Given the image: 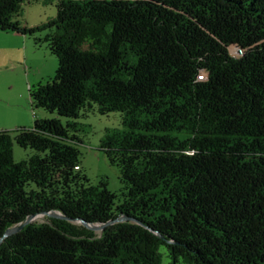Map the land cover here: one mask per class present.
<instances>
[{
  "label": "trees",
  "instance_id": "trees-1",
  "mask_svg": "<svg viewBox=\"0 0 264 264\" xmlns=\"http://www.w3.org/2000/svg\"><path fill=\"white\" fill-rule=\"evenodd\" d=\"M25 2L0 0V30L56 55L27 84L56 115L0 130V238L31 214L71 219L25 223L0 264H162L161 245L168 264H264V0H55L35 26ZM115 110L99 146L119 194L88 180L75 133ZM14 141L33 153L15 161Z\"/></svg>",
  "mask_w": 264,
  "mask_h": 264
},
{
  "label": "rangeland",
  "instance_id": "rangeland-1",
  "mask_svg": "<svg viewBox=\"0 0 264 264\" xmlns=\"http://www.w3.org/2000/svg\"><path fill=\"white\" fill-rule=\"evenodd\" d=\"M55 12V0H29L23 4L18 20L23 25L35 26L50 20ZM22 37L27 39L26 46L17 39L4 48L0 41V104L26 107L28 111L26 126L32 127L34 118L51 117L56 114L43 108H33L26 84L34 86L39 81H47L56 71L57 58L47 49L45 43L36 46L29 36ZM121 117L118 110L106 115L97 111L88 112L87 115L76 119L79 124L75 132L81 141L76 146L81 153V166L88 180L93 184H97L101 179L105 180L107 188L116 194H119L123 187L119 169L117 165L107 161L99 145L108 131L114 128L122 129ZM61 119L65 122V118ZM12 147L15 161L27 158L33 153V149L21 147L15 141ZM42 217L43 215L39 214L35 219L40 220ZM166 250L164 245L158 250L162 264H168L170 260Z\"/></svg>",
  "mask_w": 264,
  "mask_h": 264
},
{
  "label": "crops",
  "instance_id": "crops-1",
  "mask_svg": "<svg viewBox=\"0 0 264 264\" xmlns=\"http://www.w3.org/2000/svg\"><path fill=\"white\" fill-rule=\"evenodd\" d=\"M22 35L24 34L18 33L17 31L4 32L3 30H0V41L4 48L9 46L11 42L17 39L18 41L20 40V42L24 43V45L26 46L27 39L25 37H22ZM27 114L28 111L26 107L22 105L20 107H16V106L0 104V130L26 126Z\"/></svg>",
  "mask_w": 264,
  "mask_h": 264
},
{
  "label": "water",
  "instance_id": "water-1",
  "mask_svg": "<svg viewBox=\"0 0 264 264\" xmlns=\"http://www.w3.org/2000/svg\"><path fill=\"white\" fill-rule=\"evenodd\" d=\"M39 214L56 216V217L66 218V219H71L70 217L61 214L57 210H50V211H46V212H43V213L41 212ZM39 214H31L28 217H24L23 220H21L19 223H17L13 227L11 226V227L7 228L6 231H4L2 237L0 238V243H1L2 239L5 236H7V235H9L11 233L13 234V233L19 231L24 226L25 223H29V222L33 221L35 219V217H37ZM127 218H128V216L123 215V216L117 217L116 219L114 218V219H111V220H109L107 222H104V223H100V222L90 223V222H86V220H84V219H76V221L81 222L82 224H84L88 228L95 229V230H98V229L102 230L103 227L106 224H108V223H112L114 221L115 222H118V221L126 220Z\"/></svg>",
  "mask_w": 264,
  "mask_h": 264
},
{
  "label": "built area",
  "instance_id": "built-area-1",
  "mask_svg": "<svg viewBox=\"0 0 264 264\" xmlns=\"http://www.w3.org/2000/svg\"><path fill=\"white\" fill-rule=\"evenodd\" d=\"M200 76V75H199ZM76 168H78V166H75Z\"/></svg>",
  "mask_w": 264,
  "mask_h": 264
}]
</instances>
